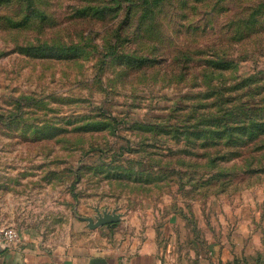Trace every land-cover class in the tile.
Returning a JSON list of instances; mask_svg holds the SVG:
<instances>
[{"label":"rangeland","instance_id":"1","mask_svg":"<svg viewBox=\"0 0 264 264\" xmlns=\"http://www.w3.org/2000/svg\"><path fill=\"white\" fill-rule=\"evenodd\" d=\"M12 1L0 6V229L66 250L171 246L188 262L264 264V160H205L185 140L134 127L190 120L205 87L180 52L247 57L227 84L263 70L264 0H166L143 22L141 0H35L26 21ZM130 5L140 33L130 50L159 64L101 69L107 51L94 45L107 46ZM85 7L105 18H83ZM103 213L120 219L91 228Z\"/></svg>","mask_w":264,"mask_h":264},{"label":"trees","instance_id":"2","mask_svg":"<svg viewBox=\"0 0 264 264\" xmlns=\"http://www.w3.org/2000/svg\"><path fill=\"white\" fill-rule=\"evenodd\" d=\"M166 0H141L143 5V22L151 19L154 10L164 4ZM14 2L12 0H0V6ZM26 10L24 17L26 21L30 16L37 18L38 11L35 8V0H18L16 2ZM83 18L92 16L100 19L105 18V7H85L78 10ZM261 13V8L255 9L243 24L248 27L247 36L253 29L257 20L254 17ZM132 5L128 6L123 14L124 19L120 21L115 30L108 33L111 38L107 39V46L94 45L95 48L105 49L107 53L102 55L100 68L114 61L121 66L125 74L128 71H139L144 67H155L159 64L156 58H150L138 54L137 49L130 47L138 41L140 33L130 31ZM262 15V14H260ZM259 15V16H260ZM24 21V22H25ZM15 25L14 28L21 26ZM141 25V23H139ZM23 25V24H22ZM245 36L244 39L247 37ZM242 39V37H240ZM129 48V50H128ZM78 52V51H77ZM176 61L191 66L188 69L193 74L195 82L199 81L204 86V92H199L194 98L199 103L190 108L189 119L179 122L178 125L166 129L155 127L149 123H135L137 129H152L156 133L163 131L172 134L176 141L185 140L189 148L197 147L203 149L205 160H264V69L254 75H238L234 82L220 79L225 73H232L239 61L247 60V57H239L222 49L207 51L204 49L193 50L191 54L180 52ZM189 67V66H188ZM177 72L183 75V67ZM199 85V84H195ZM181 121V120H180ZM183 123V124H182ZM177 124V123H176ZM166 129V130H165ZM188 154V152H185ZM199 156V155H196Z\"/></svg>","mask_w":264,"mask_h":264},{"label":"crops","instance_id":"3","mask_svg":"<svg viewBox=\"0 0 264 264\" xmlns=\"http://www.w3.org/2000/svg\"><path fill=\"white\" fill-rule=\"evenodd\" d=\"M18 234L19 243L15 248L0 250V264H215L214 260L185 261L171 246L135 247L106 242L96 248L66 250L44 245L23 230Z\"/></svg>","mask_w":264,"mask_h":264},{"label":"built area","instance_id":"4","mask_svg":"<svg viewBox=\"0 0 264 264\" xmlns=\"http://www.w3.org/2000/svg\"><path fill=\"white\" fill-rule=\"evenodd\" d=\"M0 241L4 247L15 248L19 243V234L12 227H5L0 230Z\"/></svg>","mask_w":264,"mask_h":264},{"label":"water","instance_id":"5","mask_svg":"<svg viewBox=\"0 0 264 264\" xmlns=\"http://www.w3.org/2000/svg\"><path fill=\"white\" fill-rule=\"evenodd\" d=\"M119 215L115 214V213H103V214H99L97 216V220L95 223L90 224L91 228H96V227H100L103 225H108V224H113L119 221ZM1 237V234H0ZM3 248H5L1 241H0V250H2Z\"/></svg>","mask_w":264,"mask_h":264}]
</instances>
